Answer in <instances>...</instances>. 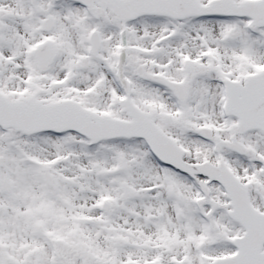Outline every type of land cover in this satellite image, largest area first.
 I'll list each match as a JSON object with an SVG mask.
<instances>
[{
	"label": "snow or ice",
	"instance_id": "1",
	"mask_svg": "<svg viewBox=\"0 0 264 264\" xmlns=\"http://www.w3.org/2000/svg\"><path fill=\"white\" fill-rule=\"evenodd\" d=\"M0 264H264V0H0Z\"/></svg>",
	"mask_w": 264,
	"mask_h": 264
}]
</instances>
